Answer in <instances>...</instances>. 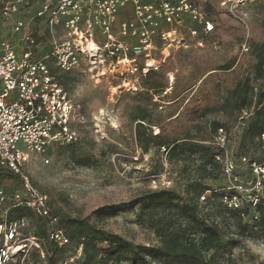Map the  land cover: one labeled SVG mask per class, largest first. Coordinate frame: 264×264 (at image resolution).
Here are the masks:
<instances>
[{"label":"trees","instance_id":"obj_1","mask_svg":"<svg viewBox=\"0 0 264 264\" xmlns=\"http://www.w3.org/2000/svg\"><path fill=\"white\" fill-rule=\"evenodd\" d=\"M8 1L0 0V16ZM208 19L214 25L211 33L193 25L199 30L196 41L218 46L230 30L225 22L209 16ZM234 33L240 51L228 59L187 43L167 55L156 50L159 53L153 60L157 70H149L139 79L141 92L133 97L141 106L134 117L138 122V147L143 153L155 154L163 148L168 160L178 161L184 170L194 166L202 174L198 181L190 180L186 186L190 199L171 190H159L122 206L128 210L140 207L138 223L152 231L158 247L134 245L100 230L95 220L112 208L80 218L51 210L58 233L50 239L46 218L27 209L12 208L7 200L0 206V213L8 211L10 220H28L27 230L38 239L39 247L29 254L31 261L25 264H236L230 255L239 242L224 241L218 226L199 215L198 199L202 204L215 203L212 208L233 222L240 238L264 236V198L255 207L242 204L238 209L221 203L225 194L221 190V154L211 145L212 136L222 128L227 134L239 132L235 159L246 156L253 146L262 149L259 138L264 133V0L249 28H238ZM169 74L174 79L172 85ZM164 92L167 93L163 95ZM84 151L74 152V164L89 166L91 159ZM16 178L0 168V183ZM39 251L43 263L35 259Z\"/></svg>","mask_w":264,"mask_h":264},{"label":"built area","instance_id":"obj_2","mask_svg":"<svg viewBox=\"0 0 264 264\" xmlns=\"http://www.w3.org/2000/svg\"><path fill=\"white\" fill-rule=\"evenodd\" d=\"M255 1L218 0V7L233 14ZM24 2L9 0L1 11V17L10 22V31L21 36L22 49L18 54L14 45H0V168L20 178L21 190L11 195L12 208L46 218L48 236L54 239L57 220L51 215L49 200L35 190L24 167L31 154L44 156L50 146L76 144L75 126L85 124L86 117L51 74L46 61L52 60L62 73L98 64L112 73L137 74L139 80L149 70H157L154 60L141 62L144 53H166L187 43L197 48L199 30L193 25H200L205 33H211L214 25L207 16L208 0H44L37 17L45 20L50 36L55 37L59 28L64 36L41 58L35 51L34 29L18 18ZM122 12L124 18L118 20ZM88 41L96 51L87 49ZM138 85H131L130 90L137 92ZM259 139L264 153V133ZM228 141L229 134L222 128L211 141L221 154L225 181L221 203L232 209L242 204L255 207L264 198V158L237 160L228 150ZM243 168L249 177L239 175ZM7 200L0 191V203ZM28 223L24 218L10 220L8 211L0 215V264H9L39 247L38 239L27 230Z\"/></svg>","mask_w":264,"mask_h":264},{"label":"rangeland","instance_id":"obj_3","mask_svg":"<svg viewBox=\"0 0 264 264\" xmlns=\"http://www.w3.org/2000/svg\"><path fill=\"white\" fill-rule=\"evenodd\" d=\"M42 2L43 0H25L19 15L25 24L34 29L35 51L41 58L50 53L55 40L58 41L64 36L60 28L55 37L50 36L45 20L35 18ZM261 3L262 0H256L233 14H225L218 7V0H208V16L225 22L230 32L218 46H211L204 40L198 41L199 50L223 59L239 53L240 42L234 30L249 28ZM7 23L9 22L0 16V29L7 31L8 28H4ZM181 36L188 40L186 33ZM179 47L172 51L178 50ZM158 53H144L141 62L155 59ZM160 53L167 55L169 52ZM46 62L51 74L65 87L72 103L81 109L86 123L75 126L78 138L76 144L64 147L50 146L44 156L31 154L24 167L25 174L35 190L47 196L52 211L80 218L100 209L112 208L95 220L100 230L119 236L134 245L158 247V241L152 231L138 223L140 207L128 210L122 206L148 192L159 190H171L184 199H190L186 186L190 180L198 181L202 174L194 166L184 170L178 161L168 160L165 150L156 154L152 151L143 153L138 147L135 140L138 122H135L134 117L141 106L133 100V97L141 92L137 74H119L117 70L112 73L109 68L98 64H85L81 69L62 73L52 60ZM154 62L156 63L155 60ZM168 76L169 85H172L174 79L172 75ZM136 84L139 88L137 87V92H132L130 86ZM238 139L239 132L229 133L228 150L233 156ZM78 149H84L90 157L89 166L73 163L72 155ZM244 157L261 161L264 153L261 147L253 146ZM239 175L242 178L250 176L249 171L244 168ZM17 178L0 183V189L8 197L7 203L12 204V193L21 190L20 178ZM224 185L225 181L222 188ZM197 205L199 215L210 218L205 219L218 226L224 241L239 242L230 255L236 260V264H264V236L240 238L233 222L220 216L212 208L216 207L215 203L213 206L202 204L198 199ZM1 244L0 240V246ZM37 255L35 259L43 263L42 253L39 251ZM30 258L29 255L16 257L9 264L29 263Z\"/></svg>","mask_w":264,"mask_h":264},{"label":"crops","instance_id":"obj_4","mask_svg":"<svg viewBox=\"0 0 264 264\" xmlns=\"http://www.w3.org/2000/svg\"><path fill=\"white\" fill-rule=\"evenodd\" d=\"M43 2H44V0H43ZM42 2V3H43ZM41 3V4H42ZM41 7V6H40ZM37 14H38V12H37ZM37 14H36V17L35 18H38L37 17ZM18 15H20V13H18ZM124 18V13L122 12L120 15H119V17H118V20H122ZM8 28V30L7 31H4V29H0V45H3V44H5V43H10V44H12V45H14V47H15V50H16V52L18 53V54H20V52H21V49H22V45L20 44L21 42H20V38H21V36L20 35H17V34H13L11 31H10V22L9 23H7L5 26H4V28ZM235 142V141H234ZM0 191H2L1 189H0ZM5 194V193H4ZM6 195V194H5ZM7 196V195H6ZM8 198V197H7ZM11 200V199H10ZM2 204H4V203H0V205H2ZM5 211H2V213H0V215H2L3 213H4ZM8 218H9V214H8Z\"/></svg>","mask_w":264,"mask_h":264},{"label":"bare ground","instance_id":"obj_5","mask_svg":"<svg viewBox=\"0 0 264 264\" xmlns=\"http://www.w3.org/2000/svg\"><path fill=\"white\" fill-rule=\"evenodd\" d=\"M87 49H88L90 52H94V51H96V47H95V45H94L92 42H90V41H88Z\"/></svg>","mask_w":264,"mask_h":264}]
</instances>
